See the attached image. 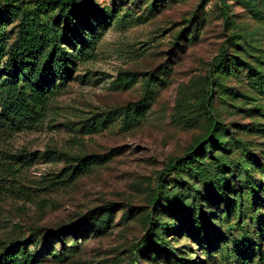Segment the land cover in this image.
Returning <instances> with one entry per match:
<instances>
[{"label":"rangeland","instance_id":"obj_1","mask_svg":"<svg viewBox=\"0 0 264 264\" xmlns=\"http://www.w3.org/2000/svg\"><path fill=\"white\" fill-rule=\"evenodd\" d=\"M38 1L20 2L6 18L2 67L24 12L32 14ZM86 1L106 16L94 14L96 39L85 54L64 44L73 63L47 104L11 116L0 88V259L36 233L30 250L44 255L39 264H264V0H225L227 19L222 0ZM60 15L58 7L41 19L63 31ZM215 70L213 112L229 150L207 149L180 173L169 172L168 163L187 158L207 130ZM5 73L0 84L14 80ZM135 104L143 114L129 124ZM92 155L100 162L72 179L71 166ZM245 166L260 193L242 192L251 181ZM160 178L168 206L155 207ZM223 179L234 195L203 202L213 212L207 231L192 193ZM108 203L118 206L100 211L97 226L73 230ZM183 204L190 216L177 208ZM151 212L168 228L161 231L169 255L137 252Z\"/></svg>","mask_w":264,"mask_h":264},{"label":"trees","instance_id":"obj_2","mask_svg":"<svg viewBox=\"0 0 264 264\" xmlns=\"http://www.w3.org/2000/svg\"><path fill=\"white\" fill-rule=\"evenodd\" d=\"M22 1L26 0H0V77L6 72L5 74L14 79L12 82L5 80L0 84V88L2 89L1 98L5 99V110H7L9 115L14 117L21 116L23 112L28 109L30 103L35 107H43L47 104L48 95L52 94L56 84L55 81H65L66 70L68 66L73 63L64 44L73 46L72 48L78 50V53L81 55L85 54L87 48L90 47V44L96 39L98 27L94 24V14L106 16L105 14L99 13V10L91 6L86 0H39L37 2V8L32 14L28 15L24 12L20 24V36L15 43L10 45L8 61L2 67V60L7 54L6 49L8 50V38L5 34L3 25L6 18L11 14L12 9ZM222 1L224 3L223 15L227 19L228 4L225 0ZM58 7H60L61 11L60 20L65 22L63 31L59 29L56 21L52 23L50 21H42L41 19V13L52 11ZM86 19L89 23L86 22ZM88 26L90 28H88ZM225 53L224 51L221 55L222 60ZM215 72L217 73V70L210 73L208 81L210 90L207 93L205 107V115L208 122L207 130L203 134L201 141L188 150L187 158H176L168 163L166 170L169 172L180 173L189 162H197L207 149L211 152H213L216 147L227 152L229 150L228 143L223 141L217 134L221 127V123L216 119L213 112V95L211 88H213L218 78ZM22 77H24V79H22ZM140 104L145 107L149 104V101L147 98H144ZM135 107H137V110L134 112L135 115H132V117L130 116L132 119L129 124L133 123V120H138V117L143 114V111L138 109V104H135ZM48 153L52 154L51 151H48ZM99 162L100 159H97V157L93 155L80 158L78 164L70 168L72 171V179L81 176ZM220 164L221 167L225 166L224 163ZM244 170L251 181L248 182L247 187L241 184V187H243L242 192L247 188L252 193H260V189H258L254 183L255 180L251 175L250 167L245 166ZM220 171L223 172L222 170ZM222 181L223 184L221 185H206V189L203 193L200 192L198 188L193 190V188L190 187V189L193 190L192 194H194V206L196 209L199 208L202 211V216H204L203 218L208 227L206 229L207 231L210 230V214L212 215L213 212L207 213L203 209V202H207L209 197L215 202L222 199L225 194H227V196L231 194L234 195V191L230 192V186L232 185L230 180L223 179ZM164 192V184L162 178H160L158 180L157 190L153 193L152 198L155 207L160 204L168 206L163 203ZM238 192L239 197L242 198L243 194H240V191H236V193ZM117 206V203H108L104 207L90 210L80 221L74 224L73 230L76 231L81 225L90 227L97 226L99 215H101L100 211L109 213ZM177 208H180L183 213L189 211L186 216L191 215L188 206L183 204ZM151 214L152 212L150 213V228L144 237V239H146V245L144 249L138 250L137 252L138 254H144L146 249L149 248L151 251L157 252L158 254L161 251H165L169 255V252L172 253L174 250L170 248L171 243L164 236L165 231H161V228L163 230L168 228L161 226L159 221H154ZM57 232L59 233V231ZM57 232H54V234H58ZM35 236L36 233H33L27 241L13 243V246L9 250H6L1 256L0 264H39L41 262L39 256L44 255H41V252L34 254L30 250L31 244H38V241L36 239L34 240Z\"/></svg>","mask_w":264,"mask_h":264}]
</instances>
